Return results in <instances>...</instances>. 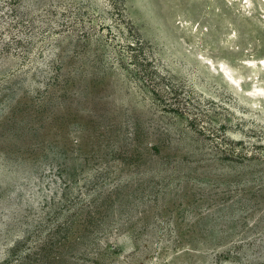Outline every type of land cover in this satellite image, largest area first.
I'll return each mask as SVG.
<instances>
[{
    "label": "rangeland",
    "instance_id": "rangeland-1",
    "mask_svg": "<svg viewBox=\"0 0 264 264\" xmlns=\"http://www.w3.org/2000/svg\"><path fill=\"white\" fill-rule=\"evenodd\" d=\"M54 211L57 264H264V0H0V262Z\"/></svg>",
    "mask_w": 264,
    "mask_h": 264
},
{
    "label": "trees",
    "instance_id": "trees-1",
    "mask_svg": "<svg viewBox=\"0 0 264 264\" xmlns=\"http://www.w3.org/2000/svg\"><path fill=\"white\" fill-rule=\"evenodd\" d=\"M115 5V4H114ZM138 48L141 47V42H135ZM133 43H127L128 49L134 50ZM136 55H132L135 58ZM172 91L174 89L171 88ZM181 112L180 109L173 110ZM66 209L70 208V204L64 205ZM61 211H54L51 217L41 221L38 225L37 235L34 238L31 236H23L13 243L9 256L0 262V264H57L63 259V247L66 245L68 235L74 223V218L71 213H66L63 219H58ZM33 240V241H32Z\"/></svg>",
    "mask_w": 264,
    "mask_h": 264
}]
</instances>
